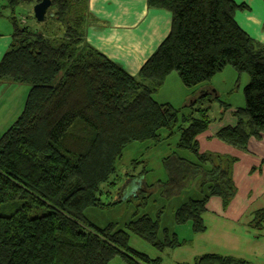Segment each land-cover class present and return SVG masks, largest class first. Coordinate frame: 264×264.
I'll use <instances>...</instances> for the list:
<instances>
[{
  "label": "trees",
  "instance_id": "1",
  "mask_svg": "<svg viewBox=\"0 0 264 264\" xmlns=\"http://www.w3.org/2000/svg\"><path fill=\"white\" fill-rule=\"evenodd\" d=\"M4 1L13 32L0 61V85L30 90L21 115L0 138V264H111L115 259L162 264L130 246L131 236L161 252L186 245L161 228V213L155 219L134 216L123 229L97 227L85 213L122 203L103 204V187L113 185L111 177L127 146L160 141L162 130H178V148L198 160L211 158L200 154L198 142L211 125L204 108L210 94L202 92L185 106L192 111L187 115L153 99L173 73L185 88L196 90L229 67L246 74V106L235 112L239 122L222 128L216 138L241 151L251 138H263L264 48L256 47L235 20V12L245 5L233 0H147L149 9L171 14V30L132 76L87 42L88 30L97 23L89 0H51L43 32L17 14L20 6L34 7L42 0ZM235 162L222 171L215 166L210 173L183 162L169 169V177L177 178L185 165L189 171L183 172V181L204 179L205 195L175 210L177 226L191 223L193 233L201 234L211 198H220L228 208L237 192ZM208 174L212 178L206 180ZM252 222H264V209L253 213ZM194 264L246 263L204 255Z\"/></svg>",
  "mask_w": 264,
  "mask_h": 264
},
{
  "label": "rangeland",
  "instance_id": "2",
  "mask_svg": "<svg viewBox=\"0 0 264 264\" xmlns=\"http://www.w3.org/2000/svg\"><path fill=\"white\" fill-rule=\"evenodd\" d=\"M233 1L237 5H245V8L235 12L237 24L250 36L256 47L264 48V0ZM5 5V1L0 0V14H3L0 23L11 26L7 19L10 13L4 10ZM17 14L26 18L30 28L36 27L41 32L49 23V19L44 23L36 21L33 6H20ZM105 29L103 26L102 30H98ZM115 31L111 28L103 39L122 35ZM248 84L249 77L246 74H239L230 67L206 84L212 85L216 92L213 93L211 89L205 92L210 94L204 108L209 109L211 125L206 133L198 137L200 154L211 155L207 162L178 148V130L173 134L162 130L160 141L133 143L125 148L122 159L117 163V171L110 180L113 185L104 186L101 196L103 204L122 203L102 209H88L86 218L100 228L114 224L123 229L134 216L155 219L161 213V228L175 234L186 245L161 252L140 238L131 236L130 246L151 259H161L162 264H194L197 258L204 255L233 257L246 264H264V222H252L253 213L264 209V136L261 140L251 138L246 151L236 150L216 138L222 128L238 124L239 116L235 112L245 109L244 88ZM29 90L30 87L26 85H0V138L21 115ZM195 91L199 92L193 96ZM201 91L185 88L178 75L173 73L153 99L159 104H169L182 111L181 115H187L192 111L185 106H191L202 96ZM195 117H198L197 113ZM233 160L236 162L232 166V180L237 192L230 205L238 203L244 210L238 212L232 208L228 214L244 212L245 215H240L238 219L226 218L224 213L230 205L224 209L220 198H211L207 212L203 215L205 232L194 234L191 223L177 226L174 222L175 210L188 200L201 199L205 195L201 194L204 179L201 180L199 176L183 181L182 174L188 170L185 165L178 170L177 178L169 177V169L179 167V162H183L210 173L215 170V166L224 170ZM191 174L196 175V170ZM209 177L212 178L208 174L205 179ZM111 264L125 263L115 259Z\"/></svg>",
  "mask_w": 264,
  "mask_h": 264
},
{
  "label": "crops",
  "instance_id": "3",
  "mask_svg": "<svg viewBox=\"0 0 264 264\" xmlns=\"http://www.w3.org/2000/svg\"><path fill=\"white\" fill-rule=\"evenodd\" d=\"M89 7L97 23L88 30L87 42L132 76L139 73L171 30V14L149 9L147 0H89ZM103 26L105 31H101ZM111 28L122 35L103 39ZM12 32L8 23L7 26L0 23V61L11 44ZM201 89V93L207 89L216 93L212 85ZM232 208L238 212L244 210L240 204L233 203L224 213L226 218L238 219L240 215H245L244 212L228 214Z\"/></svg>",
  "mask_w": 264,
  "mask_h": 264
},
{
  "label": "water",
  "instance_id": "4",
  "mask_svg": "<svg viewBox=\"0 0 264 264\" xmlns=\"http://www.w3.org/2000/svg\"><path fill=\"white\" fill-rule=\"evenodd\" d=\"M51 6V0H42L40 3L36 4L33 7L34 18L36 19V21H38L39 23H43ZM50 16L53 17L54 15L50 14Z\"/></svg>",
  "mask_w": 264,
  "mask_h": 264
}]
</instances>
